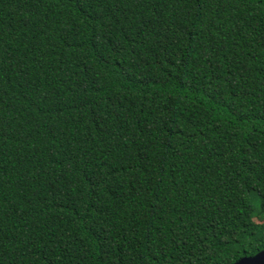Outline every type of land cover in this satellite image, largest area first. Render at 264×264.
<instances>
[{"label":"trees","instance_id":"1","mask_svg":"<svg viewBox=\"0 0 264 264\" xmlns=\"http://www.w3.org/2000/svg\"><path fill=\"white\" fill-rule=\"evenodd\" d=\"M262 251L264 0H0V264Z\"/></svg>","mask_w":264,"mask_h":264},{"label":"water","instance_id":"2","mask_svg":"<svg viewBox=\"0 0 264 264\" xmlns=\"http://www.w3.org/2000/svg\"><path fill=\"white\" fill-rule=\"evenodd\" d=\"M235 264H264V251L258 253L254 257L243 258Z\"/></svg>","mask_w":264,"mask_h":264}]
</instances>
